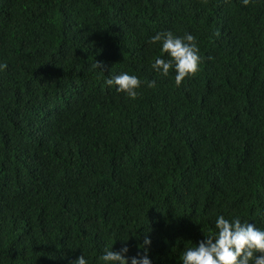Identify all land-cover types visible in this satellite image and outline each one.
Here are the masks:
<instances>
[{
	"label": "trees",
	"instance_id": "1",
	"mask_svg": "<svg viewBox=\"0 0 264 264\" xmlns=\"http://www.w3.org/2000/svg\"><path fill=\"white\" fill-rule=\"evenodd\" d=\"M163 30L199 48L179 85ZM0 62V264H181L218 214L264 228V0H0Z\"/></svg>",
	"mask_w": 264,
	"mask_h": 264
},
{
	"label": "clouds",
	"instance_id": "2",
	"mask_svg": "<svg viewBox=\"0 0 264 264\" xmlns=\"http://www.w3.org/2000/svg\"><path fill=\"white\" fill-rule=\"evenodd\" d=\"M250 0H241L247 5ZM160 44V53L151 61L153 71L163 76L169 75V70L175 72V83L198 71L200 55L195 37L191 33L177 36L170 30L158 31L150 37V43ZM164 54L168 59L164 58ZM7 67L0 62V71ZM94 68H99L95 62ZM142 81L134 74L120 72L110 75L104 80L108 88L115 87L116 92H124L129 98H135ZM148 87H154L155 81H147ZM195 246L184 248L180 256L181 264H264V228L257 227L249 221H241L238 216L226 218L223 214L216 215L214 230L207 234ZM150 238L145 236L143 245H149ZM147 251V249H145ZM128 247L125 244L118 251L105 247L99 259L103 264H152L147 255L128 257ZM70 264H88L82 254L70 261Z\"/></svg>",
	"mask_w": 264,
	"mask_h": 264
}]
</instances>
